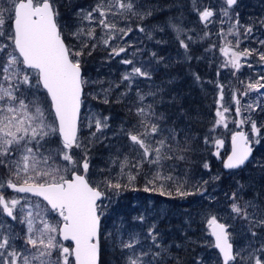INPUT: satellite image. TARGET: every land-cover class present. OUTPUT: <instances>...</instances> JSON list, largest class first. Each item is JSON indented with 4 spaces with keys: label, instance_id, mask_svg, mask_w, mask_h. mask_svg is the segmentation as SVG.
<instances>
[{
    "label": "snow or ice",
    "instance_id": "6c2138e0",
    "mask_svg": "<svg viewBox=\"0 0 264 264\" xmlns=\"http://www.w3.org/2000/svg\"><path fill=\"white\" fill-rule=\"evenodd\" d=\"M69 4L66 18L56 0H0V264H101L103 242L119 253L120 264H185L172 252L183 246L163 240L159 221L167 215L165 207H145L132 217V228L121 222L106 232L102 220L107 209L126 191L208 200L203 220L211 240L204 246L217 250L215 264H264V158L253 156V146L264 140V122L253 118V113H264V74L240 80L243 90L232 89L227 106L225 86L216 85L219 98L215 119L202 137L205 150L215 148L211 155L230 177L249 163L260 177L235 179L224 194V206L213 207L218 202L206 196V186L221 181V175L195 184L188 179L187 166L201 140L157 110L162 89L143 92L139 87L152 80L164 57L152 52L145 63L138 59L145 49L131 39L135 33L147 40L156 33L168 35L170 41L156 43H174L190 61L202 58L193 56L192 45L215 37L204 52L215 55L218 50L224 57L219 68L232 70L235 77L244 66L253 68L252 58L264 67V38L255 35L257 27L264 29V17L242 23L238 0H190V13L203 25L202 35L193 36L195 29L183 26V11L159 21L151 0ZM246 43L251 46L241 48ZM99 52L104 62L126 66L107 87L85 73L88 59ZM90 85H100V91L88 92ZM250 93L256 98L242 104ZM89 96L104 105L129 101L130 119L113 128L111 115L88 107ZM233 104L232 123L239 130L232 132L225 158L220 151L225 141L213 134L218 127L228 128L226 113ZM97 144L109 150L103 168L93 164ZM202 167L211 173L208 160ZM238 237L247 243L238 245ZM191 264L204 262L195 257Z\"/></svg>",
    "mask_w": 264,
    "mask_h": 264
},
{
    "label": "rangeland",
    "instance_id": "374dc122",
    "mask_svg": "<svg viewBox=\"0 0 264 264\" xmlns=\"http://www.w3.org/2000/svg\"><path fill=\"white\" fill-rule=\"evenodd\" d=\"M81 1L84 6H87L93 2V0H78L72 1V5L74 3H79ZM171 0H165V8L158 9V11H166L172 7ZM205 3H208L209 0H204ZM239 8L237 9L241 14V22L242 23H250L252 20H256L257 18L264 17V0H238ZM56 3L60 7V12L64 17H68L71 12V6L69 4V0H56ZM80 4V5H83ZM182 11L185 14H188L183 19V26L189 29H195L191 34L196 36L197 33L202 35L203 25L200 24L198 19H194L197 17L195 13H190L189 8H185L183 4L181 5ZM180 13V12H179ZM164 13H157V18L159 21H163L167 19L169 16L174 17L173 15H162ZM251 18V19H250ZM156 21H153L155 23ZM134 27V25H133ZM211 30L214 32L216 28L214 26H210ZM264 29L257 27L255 35L264 38ZM131 39L138 44L141 48L145 49L144 53L138 57V59L143 60L145 63H148L151 59V53L156 52L158 56H163L164 61L159 65H156V70L153 72L152 80H144L139 84L140 89L143 92L149 91V89L160 88L159 80L163 77L167 76L166 69V59L168 56L178 57L176 52L170 51L169 43L167 44H157L156 40L163 39L165 41H170V36L164 35L161 33L154 34L153 40H147L143 34L135 33ZM216 38L213 37L212 40ZM143 43H139L140 41ZM202 41L198 44L192 45L193 53H196V50L202 52L201 59L205 63L208 64V70L202 73H198L200 77V82H206L209 89V97H212L213 93V106L212 110L209 114H207V119L209 120L210 126L215 119V110L216 103L215 101L219 98L218 89L216 87L217 84H223L224 88V101L223 103L227 106L231 101V90L234 88H239L243 90V86L239 83L240 80H246L247 77L252 76L255 79L258 75L264 74V67H262L256 60V58H252L251 62L253 63V68L249 69L247 66H244L240 72H237L236 76H232L230 69H220L219 65L224 59L222 54L219 53L218 50L215 51V55L211 53H205L204 49L208 47V45L212 42ZM245 46H251L246 44H242L241 48ZM172 47V46H171ZM243 63V61H242ZM154 65L155 62L153 61ZM170 67V66H168ZM126 66L120 65L116 62L106 63L104 62V53L99 52L94 55V58H89L88 63L85 65V73L92 80H104L105 83L103 87H107V82L110 80H119L121 73L125 70ZM163 69V73H159L158 71ZM217 71H219V76H217ZM100 85H90L87 89L88 92L95 94L100 91ZM119 91H123V89L117 90L114 92L112 96L109 98L111 100H115ZM264 91V90H262ZM134 96V92L132 93ZM239 96V93H237ZM257 96L256 93H250L249 97H244L241 99V103L244 104L246 102H251ZM165 98V99H164ZM159 100L160 97H157ZM261 99H264L262 97ZM163 102H165L164 106H166L167 102V92L163 94L162 97ZM151 101V97L148 98V102ZM129 101H124L122 103H112L111 105H104L99 103L97 100L91 99V96L88 98V107L92 109V111L102 112L105 115H111L113 117L111 123L113 128L119 126L121 120H129L130 117L127 112V105ZM160 103L157 104V107ZM115 110H110V109ZM234 108L235 105H232V112L226 113L228 116V128L218 127L214 136L218 139H223L225 141V145L220 149L221 154L226 158V156L230 153L231 146V134L233 131H238L235 125L232 123V119L234 117ZM158 109V108H157ZM122 113V119L118 121L117 114ZM247 115V113H245ZM253 118L257 119L258 124L260 122H264V113H253ZM173 119H169V123L171 124ZM244 130L247 132L248 127L245 126ZM202 140V139H201ZM113 143H116L114 140ZM203 145V143H202ZM210 151L205 150V146L202 148L205 153L204 158H201L199 155L194 154L192 160L198 159L202 161V159H207L211 165V173L207 172V170L203 169L198 176H194L193 171L188 172V179L191 183L195 184L197 182H201L202 180H209L211 175L220 174L222 179L215 184L207 185V195H212L215 197L218 203L214 204L213 207H223L225 204V192L231 190V186L234 185L235 179H248L249 177H254L259 179L260 170L255 167L254 163H249L248 167H245L242 171L237 172L235 177H230L228 175V171H225L220 159H217L215 156L211 155V152L215 151L213 146H208ZM254 157L257 161L264 158V140L261 141L259 145H254ZM93 156V164L95 168H103L105 166V161L109 156V150L105 147L104 144H97L92 152ZM95 168L93 171H95ZM203 168V167H202ZM239 171V170H237ZM243 182V180H242ZM138 186L142 185V180L137 181ZM209 206V201L206 199H202L201 197H189L187 200H170L166 197H160L155 193H144L143 191H126L119 198H116L111 203L110 207L107 209L106 216L102 220V226L107 231H113L114 225H119L121 222L124 223L126 228H132L135 222L132 221V217L140 214L144 211L145 207L159 209L161 207H165L167 210V215L164 219L159 221L160 229L163 232V240L166 244L175 245L180 244L183 247L180 249L172 248L173 254H178L185 262V264H191L193 258L199 257L203 260L204 264H215L217 258V250L211 247L204 246L205 241H210L211 237H209L206 233V229L204 226L203 213L204 210ZM153 217H149V222ZM146 227V226H145ZM239 228V226H237ZM136 230L139 231V226H136ZM194 241L195 243H191ZM236 243L240 246H243L247 243L246 239L243 237H238ZM102 248H104V259L103 264H120L118 259L119 253L114 251L111 247L110 242H103ZM104 252V251H103ZM115 256V261H113L112 256ZM110 256V258H108Z\"/></svg>",
    "mask_w": 264,
    "mask_h": 264
},
{
    "label": "trees",
    "instance_id": "16d2710c",
    "mask_svg": "<svg viewBox=\"0 0 264 264\" xmlns=\"http://www.w3.org/2000/svg\"><path fill=\"white\" fill-rule=\"evenodd\" d=\"M63 1V0H62ZM68 1V0H67ZM78 1V0H72ZM172 7L166 11H158L157 13H164L162 15H173L174 17L179 16V12L182 11L180 7L182 4L185 8H189L190 0H171ZM151 3L155 5L158 9L165 8V0H151ZM76 4H83L81 1ZM84 5V4H83ZM184 13V11H183ZM188 16V14L184 13L183 19ZM194 19H198L195 17ZM170 51L176 52L178 57H171L168 56L166 59L167 66L166 72L167 76L163 77L159 80L160 89H162L160 96L163 97V94L167 92V102L166 106H164L165 102L160 103L157 107L159 112L164 113L169 119H173L171 124L179 125L181 128L187 127L190 129L191 133L197 137L198 139H202V137L207 133L208 129L211 127L209 120L207 119V114H209L212 110L213 106V93L212 97H209V89L207 86H204L208 83L195 80V75L198 73H202L208 70V64L202 60H197L193 58L192 60L188 61L182 55L183 50H178L177 46L174 43H169ZM172 46V47H171ZM178 52L180 54H178ZM202 54L201 50H196V53H193L194 57H200ZM159 73H163V69L158 71ZM165 99V98H164ZM110 110H115L110 109ZM117 119L120 121L122 119V113L117 114ZM122 121V120H121ZM202 140L198 146L196 155H199L201 158H204V152L202 147ZM202 161L198 159L192 160V163L187 166V171H193L194 176H198V174L203 171ZM249 165H246L248 167ZM185 167V166H181ZM237 172H240L237 171ZM104 251V252H103ZM105 250L102 248L101 252V264H103ZM110 258V256L108 257ZM115 261V256L113 255L112 258Z\"/></svg>",
    "mask_w": 264,
    "mask_h": 264
},
{
    "label": "water",
    "instance_id": "95a60500",
    "mask_svg": "<svg viewBox=\"0 0 264 264\" xmlns=\"http://www.w3.org/2000/svg\"><path fill=\"white\" fill-rule=\"evenodd\" d=\"M230 152H231V146H230ZM229 154H230V153H229ZM253 155H254V152H253ZM225 171H228V170L225 169ZM10 191H11V190H10Z\"/></svg>",
    "mask_w": 264,
    "mask_h": 264
},
{
    "label": "flooded vegetation",
    "instance_id": "af4514ba",
    "mask_svg": "<svg viewBox=\"0 0 264 264\" xmlns=\"http://www.w3.org/2000/svg\"><path fill=\"white\" fill-rule=\"evenodd\" d=\"M9 192H11V191L9 190Z\"/></svg>",
    "mask_w": 264,
    "mask_h": 264
}]
</instances>
